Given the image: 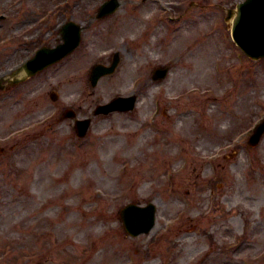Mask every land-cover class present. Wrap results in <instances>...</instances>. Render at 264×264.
<instances>
[{
    "label": "rangeland",
    "instance_id": "374dc122",
    "mask_svg": "<svg viewBox=\"0 0 264 264\" xmlns=\"http://www.w3.org/2000/svg\"><path fill=\"white\" fill-rule=\"evenodd\" d=\"M104 1L0 0V264H264V134L248 144L264 58L225 20L244 0H119L97 18ZM70 19L82 27L70 55L4 80ZM131 95L133 109L94 115ZM68 109L92 119L85 137ZM129 203L155 204L149 233L126 230Z\"/></svg>",
    "mask_w": 264,
    "mask_h": 264
},
{
    "label": "water",
    "instance_id": "95a60500",
    "mask_svg": "<svg viewBox=\"0 0 264 264\" xmlns=\"http://www.w3.org/2000/svg\"><path fill=\"white\" fill-rule=\"evenodd\" d=\"M118 0H108L102 4L97 14V18H101L113 13L119 6ZM232 19L231 25L233 36L243 50L253 58L264 56V0H245L240 3L236 10H230L228 20ZM82 27L73 21H69L62 27L61 33L63 43L55 48L43 47L36 56L29 60L24 66L18 68L12 76L15 82L26 79L36 74L45 67L61 60L63 57L71 53L81 41ZM119 63V54L115 55V60L110 67L95 66L93 84H96L98 78L106 73H112ZM167 69H157L154 78H163L166 76ZM20 76V77H17ZM136 97L117 98L108 105L100 106L96 110L99 112H109L114 109L129 110L135 106ZM128 102L126 108L115 107L119 102ZM65 116H75V113L68 110ZM90 124V119L78 120L77 130L80 136H84ZM264 131V124L258 129L252 143H257ZM156 206L153 203L147 206L129 204L122 210V218L124 219L126 228L133 234L138 235L141 232H149L155 225Z\"/></svg>",
    "mask_w": 264,
    "mask_h": 264
},
{
    "label": "bare ground",
    "instance_id": "6f19581e",
    "mask_svg": "<svg viewBox=\"0 0 264 264\" xmlns=\"http://www.w3.org/2000/svg\"><path fill=\"white\" fill-rule=\"evenodd\" d=\"M136 29V28H135ZM148 33V32H147ZM146 33V34H147ZM144 40V39H143ZM98 51H100V50H98ZM98 57H102L103 56V54L102 53H99L98 55H97ZM90 58V57H89ZM89 63V62H88ZM92 63V62H91ZM91 63H89L88 65H90ZM87 65V66H88ZM185 67L186 66H188L187 68L188 69H190L191 70V73H193L194 72V69H200L201 68V65L200 64H193V65H187V64H185L184 65ZM83 70H84V65H83V67H82V69L80 70V74H78L77 76L79 77H81L82 75H83ZM82 73V74H81ZM111 86V85H110ZM75 165V164H74ZM67 210H70V209H67Z\"/></svg>",
    "mask_w": 264,
    "mask_h": 264
}]
</instances>
